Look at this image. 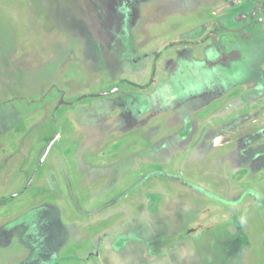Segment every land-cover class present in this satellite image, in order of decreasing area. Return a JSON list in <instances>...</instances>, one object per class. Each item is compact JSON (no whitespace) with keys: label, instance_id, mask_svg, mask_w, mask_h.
<instances>
[{"label":"rangeland","instance_id":"374dc122","mask_svg":"<svg viewBox=\"0 0 264 264\" xmlns=\"http://www.w3.org/2000/svg\"><path fill=\"white\" fill-rule=\"evenodd\" d=\"M263 5L0 0V264H264Z\"/></svg>","mask_w":264,"mask_h":264},{"label":"trees","instance_id":"16d2710c","mask_svg":"<svg viewBox=\"0 0 264 264\" xmlns=\"http://www.w3.org/2000/svg\"><path fill=\"white\" fill-rule=\"evenodd\" d=\"M263 7H264V5H263ZM8 199H4V200H2V202H6Z\"/></svg>","mask_w":264,"mask_h":264},{"label":"water","instance_id":"95a60500","mask_svg":"<svg viewBox=\"0 0 264 264\" xmlns=\"http://www.w3.org/2000/svg\"><path fill=\"white\" fill-rule=\"evenodd\" d=\"M59 137V134L57 135V138ZM56 139V138H55ZM55 139L52 141V143L55 141Z\"/></svg>","mask_w":264,"mask_h":264}]
</instances>
